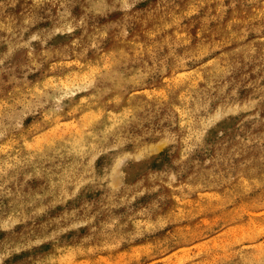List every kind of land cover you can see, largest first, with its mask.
Segmentation results:
<instances>
[{
    "label": "clouds",
    "instance_id": "1",
    "mask_svg": "<svg viewBox=\"0 0 264 264\" xmlns=\"http://www.w3.org/2000/svg\"><path fill=\"white\" fill-rule=\"evenodd\" d=\"M216 213L211 264H264V0H0V264H160Z\"/></svg>",
    "mask_w": 264,
    "mask_h": 264
},
{
    "label": "rangeland",
    "instance_id": "2",
    "mask_svg": "<svg viewBox=\"0 0 264 264\" xmlns=\"http://www.w3.org/2000/svg\"><path fill=\"white\" fill-rule=\"evenodd\" d=\"M208 197H211L213 193H206ZM238 208L245 209L246 205H238ZM249 215L253 212L250 208H247ZM222 214L216 213L214 215L206 214L202 216L198 225H182V229L187 231L191 230L193 237H195L194 246L181 247L170 252H166L160 257V264H211L210 256L215 253L211 250L222 248L227 242L229 236L234 238L237 234L236 225L231 226V228H225L223 231H217L211 235H206L204 229L208 225L216 224L221 221ZM240 231H243V225H240ZM140 244L129 249H125L114 256L112 255H101L94 259H81L78 261H73L71 255L64 258L65 264H136L137 260L143 255V250L149 245ZM207 250V251H206ZM205 254V259H193L194 254L200 255Z\"/></svg>",
    "mask_w": 264,
    "mask_h": 264
}]
</instances>
